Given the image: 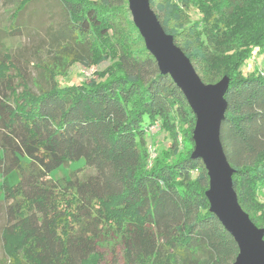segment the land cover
<instances>
[{"label": "trees", "instance_id": "1", "mask_svg": "<svg viewBox=\"0 0 264 264\" xmlns=\"http://www.w3.org/2000/svg\"><path fill=\"white\" fill-rule=\"evenodd\" d=\"M32 1L2 0L10 34L22 28ZM57 1L61 21L32 86L0 43L7 263L102 264L109 256L122 264H231L237 244L209 211L207 171L191 157L195 115L159 72L127 0ZM149 3L204 83L228 77L220 140L238 203L264 228V67L241 71L264 53V0ZM102 62L108 65L87 81L58 80L76 63ZM156 131L168 143L153 147L149 163L147 139ZM80 159L69 177L49 176Z\"/></svg>", "mask_w": 264, "mask_h": 264}, {"label": "water", "instance_id": "2", "mask_svg": "<svg viewBox=\"0 0 264 264\" xmlns=\"http://www.w3.org/2000/svg\"><path fill=\"white\" fill-rule=\"evenodd\" d=\"M131 20L155 58L158 70L180 89L195 115L192 158L203 162L208 176L205 196L209 211L236 242L238 253L231 264H264V228L257 227L241 208L233 187L234 168L220 140L221 122L227 108L224 97L229 79L204 83L194 65L164 31L149 0H127Z\"/></svg>", "mask_w": 264, "mask_h": 264}, {"label": "rangeland", "instance_id": "3", "mask_svg": "<svg viewBox=\"0 0 264 264\" xmlns=\"http://www.w3.org/2000/svg\"><path fill=\"white\" fill-rule=\"evenodd\" d=\"M9 5H5L0 0V43L9 48L12 59L16 67L24 75L25 79L32 86L34 78H36L35 65L45 60L47 49L49 48V33L56 29L61 21V6L57 0H34L32 1L24 15L23 26L19 32L10 34L8 27ZM193 18L198 16L197 11L192 10ZM108 65V62H102L98 66H93L89 69L84 68L80 64H74L65 77H58L62 86L69 83H78L80 81H87L96 70H101ZM264 67V53L255 54L252 58L246 60L242 65L241 71L244 75L254 69H262ZM148 144L152 147L160 148L168 143V139L161 131H156L147 139ZM83 159L71 161L66 165H62L49 174L51 178L69 177L70 172L83 166ZM2 177L0 175V182ZM17 181V175L12 172L9 175V183L13 184ZM0 195V199H1ZM264 201V197H262ZM6 223L5 203L0 201V264H8L4 251L3 242L1 238V231ZM102 264H122L120 258L114 259L106 257Z\"/></svg>", "mask_w": 264, "mask_h": 264}, {"label": "built area", "instance_id": "4", "mask_svg": "<svg viewBox=\"0 0 264 264\" xmlns=\"http://www.w3.org/2000/svg\"><path fill=\"white\" fill-rule=\"evenodd\" d=\"M157 128V124L152 125L149 130H155ZM148 154H149V158L148 161L149 163H151L152 159H154V157L156 156V151L154 150V148L151 146V144L148 145Z\"/></svg>", "mask_w": 264, "mask_h": 264}]
</instances>
